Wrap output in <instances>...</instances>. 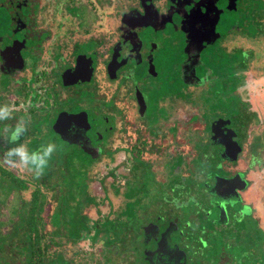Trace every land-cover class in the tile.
<instances>
[{"label": "flooded vegetation", "instance_id": "obj_1", "mask_svg": "<svg viewBox=\"0 0 264 264\" xmlns=\"http://www.w3.org/2000/svg\"><path fill=\"white\" fill-rule=\"evenodd\" d=\"M251 2V0H0V79H4V81H0V84L3 83L0 96L6 98V93L12 94L13 99L9 98V100L19 106V109L13 110L16 115L21 117L19 123H23L29 129L36 127L38 131L46 130L55 134L54 143L59 148L60 165L53 168L49 166L43 172L45 183H47L45 188L52 189L51 197L55 201L52 202L55 206L49 208L52 211L58 210L57 217L60 219V223L58 221L56 225L50 220L51 226L47 227L49 239L53 240V236H59L61 233L68 243L70 241L78 243L82 234L95 227V232L97 234L100 232L103 235L104 244L112 246L110 250L112 256L107 257L109 262L105 264H174L176 260H179L178 264L184 263L183 251L178 248L176 243H169L172 228H177V222L179 218L182 219V214L171 213L170 221L161 222L162 226L158 224L151 231L147 217L149 210L144 209L143 202L139 216L140 221L144 223L139 224L140 226L137 228L132 226L124 231L117 230L115 234H111L112 238H110L105 234L106 223L113 218L106 216L101 224L102 227L100 225L98 227L97 221H92V215L87 211H82L88 209V211L98 213L101 210L98 197L85 187L95 180H100L101 183L104 180V175L98 174L100 162L119 163L118 160L121 159V165L118 166L120 168L124 163L148 161L140 159L143 151L135 152L134 149H131L142 126L153 128L158 125L154 124V121L147 125H139L144 118V111L147 108L151 109V103L145 92L156 86H159V90L161 88L170 90L167 104L173 113L178 106V99L183 100L188 94L189 97L194 96L180 88H173L175 82L181 87L194 86L198 89L213 82L210 81L211 75H208L207 81L205 79L202 81L200 78L203 77L197 74L196 66L200 60L198 52L202 56V52L210 44L216 45L218 51H229L226 47L228 37L226 38L222 34L220 25L226 20L225 15L233 10L236 12V9L239 11V15L244 14L246 18L255 21V18L261 15L259 8L261 5L264 7V4H262V0H257V8L254 7L252 10ZM244 6H248L249 9L246 10ZM242 7H244L243 10ZM240 27L244 28V26ZM170 31L178 32L176 40H171ZM235 34L238 33L231 35ZM163 37L165 38L163 44L159 40L155 41V39ZM171 44L178 47L179 53L163 68L169 72L167 74L159 73L154 65L156 50L162 49L160 54L162 52L164 54L166 51L164 47H168L170 50L169 45ZM132 62L140 65L130 69ZM150 71L153 72L150 73ZM218 74L214 73L212 76L217 79L219 78ZM11 76L15 79L9 81ZM193 79L196 82H192ZM197 79L201 81L199 82ZM160 85L162 86L160 87ZM171 90L175 93L172 91L173 94H171ZM89 92L94 93L93 99L102 97L104 101L109 100V104L83 99L82 94ZM115 95L121 96V100L117 99ZM196 95H198L197 92ZM237 95L242 97L240 91ZM242 98L244 100V96ZM104 104H108L109 107L118 105L121 116H128L126 122L129 120L130 123H118V116H112L113 124L107 125V132H111V134L103 132L100 126L102 118H106L101 113V111H105ZM189 104L193 105L192 109H194L191 99L187 101L186 107ZM197 105L195 104V106ZM162 107L163 105L157 106V112L154 113V117L159 122L163 117ZM91 109H94V112H91ZM251 110H254L258 116V110L249 109L250 112H252ZM246 114V112H242L235 119L238 120ZM106 115L109 114L106 113ZM36 120H40L41 124L33 126L32 124ZM176 120L178 121V118L176 119L175 116L177 123ZM239 124L243 123L231 117L230 120L221 124L212 121L211 129L214 128V131H210V138L212 141L213 139L216 141L214 145L219 146L220 150L215 153L210 149L211 154L213 156L218 154L222 157H218L221 160L216 161V171L207 173V178L203 177L205 185L200 184V179L207 171L195 182V187L198 189L201 187L202 191L206 193L205 196L210 200L209 203L214 208L217 207L216 210L219 211L221 218L228 212L226 206L230 208L235 201H240V190L246 189L250 182V178L246 175H242V182L237 179L235 174H228V169L237 171L238 161L232 165L223 164V161H235L242 156L244 130L247 123H244V128L239 127ZM169 126L172 125L166 126L163 123L158 125L159 129L166 127L169 129ZM175 127L179 130L173 136L177 141L175 136L181 133L182 124H173V128ZM187 131L189 132L190 129ZM1 133L0 142L4 141L5 145L10 144L5 140L4 131ZM91 133L96 135L95 139ZM126 133H129V139L125 138ZM185 138L188 139V137ZM188 141L197 148L199 142L195 135ZM230 141L236 142L235 146L232 145L230 155L238 147L236 157L232 159L226 156L227 152L224 151L225 145L223 144V142L229 143ZM186 145L185 142L184 146ZM1 148L4 149V147ZM121 152L125 154L127 152L131 161L127 159L128 157L124 161L118 155ZM151 153L153 154V152ZM121 154L123 155V153ZM160 154L161 152L158 151L153 159L158 158ZM205 158H207L206 155L202 157V159ZM192 159L193 156L187 161L184 158V164L200 165L193 164ZM222 165L224 167H221ZM178 167L180 170L182 169L180 164ZM201 169L203 168H192L196 172L195 174L202 171ZM115 170L116 168H112L111 173H116ZM147 170L149 168L145 164L140 173H135V168L132 167L131 171H134L133 179L136 185L139 181L146 179L147 176L141 173ZM25 171L28 170L25 169ZM171 174L170 180L173 185L178 184V181L181 182L183 177L181 178V175L177 173L176 168ZM53 177L56 178V183L59 179L66 182L67 189L54 194V190L56 192L58 189H55L54 185L49 186L52 184ZM151 178L155 182L158 181L154 178V174L148 180ZM78 179L80 181L75 183L74 181ZM132 184L125 183L128 189L127 193L132 192L130 190L133 189ZM179 188L181 189L180 185ZM191 188L193 189V187ZM128 195L129 199L135 198L134 195ZM122 201L125 205L124 198ZM170 202L173 204L172 201ZM243 203L246 204L244 201ZM113 205L115 206L113 210L116 213L115 218L121 214L119 212L123 208L121 209L117 203ZM199 206L197 205V209L201 210ZM178 208L176 207V210H179ZM242 208L244 207L238 208L241 211L238 215L244 217L247 213L250 214V211H247L246 214L243 213ZM202 209H205V206H202ZM124 215L121 214V218ZM73 217L80 226L75 237L71 236L68 228V222H73ZM225 219L227 221L228 215ZM217 220L218 218L212 222ZM11 228L14 230L12 225ZM98 228L99 230H97ZM259 228L262 229L261 226ZM12 229L8 231L10 233L8 238L4 237V232L0 230L2 238L0 239L2 245L0 247V264H31L27 257L31 254H25L24 261H22V254L19 252L21 246L31 245L30 239L19 230L18 226L15 227L13 233L10 232ZM227 229L234 230L235 228ZM225 234L227 237L232 235H234L233 238L236 237V234L232 232L225 231ZM128 236L130 238L126 240ZM198 238L205 239L202 235ZM162 239L167 251L160 247V243H163ZM57 241L59 242V240ZM203 242L200 241L202 246ZM6 244L18 247V249L14 248L11 257L5 252ZM136 246L142 247V249L138 250ZM248 250L251 251V249ZM61 252L58 251L55 254L49 252L51 257L46 254L48 264L69 263ZM253 256L254 260L251 264H261L260 254L254 253ZM207 257L210 260V256ZM225 260L226 258L222 259L221 256L216 264H224ZM230 262L231 260H229ZM70 264L74 263L70 262Z\"/></svg>", "mask_w": 264, "mask_h": 264}, {"label": "rangeland", "instance_id": "obj_2", "mask_svg": "<svg viewBox=\"0 0 264 264\" xmlns=\"http://www.w3.org/2000/svg\"><path fill=\"white\" fill-rule=\"evenodd\" d=\"M251 1V9L253 10V8L256 7L257 0ZM262 4H264V0H262ZM244 7H242V10L244 9ZM245 9L248 10L249 7L246 6ZM259 10L261 11V15L257 16L255 18V21L246 18L244 14L239 15V11L237 9L236 12L233 10L225 15L226 20L220 25L221 32H223L222 34H224L226 38L228 37L226 42L227 49H241L245 52L246 56L242 51L235 52V54H230L229 51L225 52V50L218 51L216 45L213 44L208 45L202 52V56L204 57V59L198 52L200 60H203H199L196 66L197 74L200 77H204L205 74L218 72L217 70L221 69V65L223 66V68H225L226 66L229 67L230 65V69H239L240 67H244L242 69L240 68L237 72H233V74L229 75L227 84H219L218 88L215 87L219 92H211L210 94H208V96H211L212 98L210 102H205L206 96H201L198 98L195 92L197 88L194 86L181 87L176 85L177 82L173 84V88H180L186 93H192V95L194 94L193 99H191V102H193L194 104V109H192L193 105L189 104L188 107L185 108L186 110H188V112H186V115L189 116L190 114L194 113V116L201 120V122H197V118L195 117L188 119L183 118L181 133H178L175 136L178 139L176 141V145H172V140L168 136L170 134H168L164 139V141L167 140V142H165L159 149L161 154L158 158L155 157L153 159L156 153L152 154L147 150H145V152H142V154L140 155V159L148 160V168L153 172L154 178L158 180L157 182L153 181V178H151L152 180H148L147 178L145 182L139 181L137 185L135 184L136 182L133 179L134 171H131V169L133 167L135 168V173H140V171L144 167L143 161L124 163L120 168L118 166L122 161L121 159L118 160L119 163H99L98 174L101 176L104 175V180H102V183L100 180H95L93 182L94 184L91 183L88 187L86 186L85 188L98 197L101 210L98 213L96 211H88V209L82 210L87 211L92 215V221H97L98 227L104 222V218L106 216L109 218H114V216H116V213L113 212V210L115 209V206L113 204H119L121 206V209L124 207L122 198H127L128 194V189L125 186V183L130 182L131 184L134 183L131 186L133 189L130 190H132V192L134 191V193L138 196L137 199H141L144 202V209L149 210V214L147 217L149 218V229L151 231H153L158 224H160L159 226H162L161 222L164 221L163 223H167L168 221H170L171 219L169 217L171 213L175 215L179 213L182 214V219L179 218L177 222V228H172L169 243H176L178 248L183 251L185 257L183 260V264H216L218 258H220L221 256L222 259L226 258L224 264H251L254 260V253L258 255L260 254V257L262 256L261 254H263L264 258V235L259 234L257 230L251 233V239H247V241L242 242L240 240L241 243H238L236 242V240H234V235H232L231 237H227L225 234V231L236 234V232H238L239 230L237 226H240V228H242L246 225L249 226L251 230L256 229L257 221L259 227L261 226L262 230L264 231V25H261L264 24L263 5H261ZM232 25H234V27H232ZM239 25L244 26V28L240 27ZM260 25L261 27L259 28ZM233 33L238 34L231 35ZM178 35V32L170 31L169 36L171 40L174 41L173 39L176 40ZM161 39L157 38L155 39V41L159 40L163 44L165 38L163 37ZM166 44L168 45L167 42ZM169 46L170 50L168 49V47H164L166 49L164 54L163 52L162 54H160V51H162V49H160V51L156 50L154 65L156 67L155 69H157L159 73L162 72L163 74H167L169 71H165L163 68L165 67L166 63L170 62L179 53L178 47L176 45L171 44ZM229 56H231L233 59H229L228 61L224 60ZM164 59H166V61H164ZM163 62H165V64H163ZM131 65L132 66L130 67V69L140 64L132 62ZM212 66H214L216 69L211 70ZM151 72L153 71H150V73ZM142 74L144 75V73ZM1 75L3 76V74ZM14 79L15 78L11 76L9 78V81H12ZM194 80L195 79H193L192 82ZM197 80L199 82L201 81L200 79ZM0 81H4V79L1 78ZM232 82H234L233 87L231 85ZM161 86L162 85H160V87ZM226 86L228 87V89H224ZM2 87L3 83L1 82L0 90H2ZM209 88L210 87L208 85L198 90L201 91L199 92L201 93V95H204L206 91L210 90ZM163 89L164 88H161L159 90V86H156L154 88H150L147 92H145L151 103V109L147 108L146 111H144L145 114L142 120L143 124L147 125L149 122L154 121V113L157 112L156 108L157 106L159 107L162 105V115L166 117L164 119V122L167 123L171 120L173 121L171 116L172 111L169 109V106L167 104V100L169 98L168 94L170 90ZM172 91L173 90H171V94H173V92L175 93V91ZM220 91L222 95L218 97L217 93H220ZM238 91L241 92L242 97L244 96V100L242 97L237 95ZM226 93L229 94L228 99L226 98ZM92 96H94V93L89 92L82 94L83 99L86 98L91 100L92 102H106L109 104V100L104 101V98L102 97H99L95 100L92 98ZM115 96L117 97V99L121 100V96ZM5 97H7V104L12 107L11 116L6 119L5 122L17 124L21 121V117L16 115V112H14L13 110L19 109V106H16L11 100H9V98L13 99L12 94L6 93ZM256 100H259L261 102ZM182 103L183 102H180V99H178V107L182 105L184 106V104ZM233 103L234 106L231 110L229 108V105L231 106V104ZM108 104H104L106 107L104 109L109 115L107 116L104 110L101 111L102 115L106 118L102 116L103 118L100 128L103 130V132L111 134V132H107V125L113 124L112 116H118V123H130V121L128 120L126 122V118L128 119V116H121L118 105L109 107ZM195 104H198L199 107L198 105L195 106ZM249 109L258 110V116L255 114L254 110H251L252 112H250ZM90 111L94 112V109H91ZM242 112H246L247 114L242 118H238V121L240 123H243L239 124V127L244 128V123H247V126L244 130L245 137L244 148L241 153L242 156H239L241 159L237 158V160L235 161L226 160L223 161V164L226 165L229 163L232 165L234 162L238 161L239 164H236L239 165L236 168L237 171L228 169V174H235L237 179L242 182V175H246L250 178V182L247 185V188L245 187L246 189H241L239 192L241 193L242 199L240 198V201H235L230 208L226 206L228 212L223 215V218H221L219 216V211L214 209V206L209 203L210 200H208V197L205 196L206 193L202 191L201 187L199 189L198 187H195V182L198 181L203 173L207 171L200 179V184L205 185L203 177L207 178V173L216 171V161H220L221 159L218 157H222L218 154H215V156L211 154V150H213L215 153L219 152L220 150L219 146L214 145V142L216 141L214 139L212 141L210 138V131H214V128L211 129L212 121L214 120L216 124H221L226 120H230V117L241 115ZM169 115L171 116V118L167 117ZM132 119H134L133 116ZM39 121L40 120H36L32 125L36 126L38 124H41ZM135 123H137V121H135ZM187 129H190V131L188 132ZM204 129L207 130L205 131ZM167 130L171 131L170 128ZM91 135L95 139L96 135H94L93 133H91ZM193 135H195V138H198L199 143L197 145V148L191 145L185 138L188 137L189 139V137L191 138ZM180 141L183 144L184 142H186L187 145L177 146V143ZM23 143L29 149L35 148L36 146V144H32L29 141H24ZM0 146L4 147V149L0 148V166L10 170L12 174L16 175L19 178H28V174L26 173V171H24V168L13 166L5 160L4 150L8 148V144L5 145L4 141H2V143L0 142ZM176 152L180 153V158L177 162L182 161V163L180 164L182 169L180 170L181 172H179V174L181 175V178H183L181 179L180 183L178 181V184L173 185L170 180L172 171L168 168L167 163L164 166L160 164V161H162V163L164 164V161L167 158L172 159L174 155L176 156ZM121 153H123V155ZM121 153L118 155L121 156L124 161L127 157L128 160L131 159L130 155L127 152L126 154L124 152ZM197 153L199 155H206L207 158H205V160L196 159V157L199 156ZM191 156H193V164L196 163L200 165L191 166L187 163L184 164V158L187 161L191 158ZM208 161H210L209 163H211V165H208ZM221 167H224V165H222ZM112 168H116L115 172L118 174L114 172L111 173ZM192 168H203V170L198 174H195L196 172L192 170ZM228 174L226 173V175ZM57 182L58 183H56V178L53 177V179L51 180L52 184L49 185H54V187L56 186L55 189H58L56 190V192L54 190V194L67 189L66 182L61 179L57 180ZM25 183V188H16L15 185L10 181L8 176L0 173V199L1 197H4L5 199L3 202L2 200L0 201V230L4 233L8 232L11 229V225L13 222L18 223L17 219H22L21 221H23V216L26 214V202H30L32 191L36 186L34 180H27L25 181ZM179 185L181 189L179 188ZM191 187H193V189ZM45 191L48 203L44 205V208L40 213L43 215L44 221L46 216L45 213L48 212L49 207L51 206L52 208L53 206H55L52 203L55 202L51 197V194L53 193L52 189L50 187H47ZM170 201L173 202L174 207ZM243 201L246 204H244ZM138 205H141V203H139ZM197 205H200L199 209L201 210L197 209ZM244 205L248 206L247 208L250 211V214L247 213L246 215H244L245 220L240 219L239 216L236 218V215L241 213L240 209L238 208L240 206L245 207ZM202 206H205V209H202ZM176 207H179V210H176ZM138 209L141 211L140 208ZM51 211L52 210L50 209V212ZM195 211L197 215L195 214ZM227 215L228 219L226 221L225 217H227ZM194 217L196 218L194 219ZM217 218V221L212 222V220H215ZM47 227L48 226L46 224L42 225V233H44V235H42L41 242L46 243L47 247L45 249V253L48 256L51 257L50 253L55 254L58 253V251L61 252L63 250V252L61 253L69 262L67 264H70V262H73L74 264H105L109 262L107 261V257L112 256V251H110L112 246L111 244H104L103 235L100 234V232H98L99 234H97L95 232V227H92V229L82 234V237H80L78 243H74L72 241L68 243V241L64 239L63 236H61V233L59 234L60 237L53 236V240H51L52 238L49 239V235L47 234ZM230 227H234L235 229H227ZM97 230H99V228ZM201 235L205 239L198 238ZM16 237L14 238L16 239ZM162 237L164 236L162 235ZM129 238V236L126 237V240H129ZM57 240H59V242ZM252 240H260V247L258 245H256L255 247V243ZM200 241H204L203 246L201 245ZM162 242L163 243H160L159 241L160 247H163L162 250L165 249V251H167L163 239ZM6 245L10 246L11 244ZM137 248L138 250L142 249V247ZM248 249H251V251ZM207 252H209V254H207ZM207 256H210V260H208ZM229 260H231L230 263ZM178 263L179 260H176L174 264ZM260 263L264 264V259L260 260Z\"/></svg>", "mask_w": 264, "mask_h": 264}, {"label": "trees", "instance_id": "obj_3", "mask_svg": "<svg viewBox=\"0 0 264 264\" xmlns=\"http://www.w3.org/2000/svg\"><path fill=\"white\" fill-rule=\"evenodd\" d=\"M261 25H264V24H261ZM261 25L259 26V28L261 27ZM240 51H242V50L237 49V48L229 49L230 54H235V52H240ZM242 52L246 56L245 52L244 51H242ZM229 59H233V58L231 56H229L228 58H225L224 60L228 61ZM240 68L242 69L244 67H240ZM213 69H216V68L214 66H212L211 70H213ZM239 69L238 68L237 69L236 68L230 69V65H229V67L226 66L225 68H223V66L221 65V69L217 70L218 72H215V73H219L218 74L219 78H217V79H215V76H212L214 73L205 74L204 77L200 78V79L202 81H204V79L207 81L208 75L209 76L211 75L212 79L210 78V81H213L214 83L209 82V87H210L209 89L210 90L206 91V93L204 95H201L199 93L198 88H197V90L195 92H197L199 94L196 96H198V98L201 96H206L205 102H210L212 98H211V96H208V94H210L211 92H213V93L219 92V91H217L219 84H222V85L227 84L229 75L233 74V72H237ZM194 82H196V81H194ZM234 82H232V84H231L232 87H233ZM215 87H217V88H215ZM224 89H228V87L226 86ZM217 94H218V97H220L222 95L221 91H220V93H217ZM228 95L229 94H227V99H228ZM189 96L190 95L188 94V96L185 97V99L183 98V100H180V102H183L182 104H184V106L182 105L183 107L182 106L176 107V109L174 110V112L171 115L172 119H174L173 121L171 120L170 122L165 123L164 119L166 117H164V116L161 118L160 122H159V120H157V118L154 119V124L159 125V123L160 124L163 123L166 126L172 125L170 127L171 131H168L167 127L165 129H161V128L159 129L158 125L154 126L153 128L142 126V129L139 131V134L136 137L134 144H132L131 149H134L135 152H141V151L145 152V150H147L149 152L158 153L159 148H161V146L164 144V142H167V140L164 141V139H165V137H167L168 134H170L168 136H171L169 138L172 140V145L175 146L176 140H175V138H173V136L179 130L177 127L173 128V124H179V123L182 124L183 118H185V119L192 118V117L197 118L196 116H194L195 115L194 113L190 114L189 116L186 115V112H188V110L185 109L188 107V106L186 107L187 101L189 99H193V96L192 97H189ZM216 97H217V95H216ZM6 99H7V97L4 98L3 96H0V103L7 104ZM233 106H234V103L231 104V106L229 105V108L232 109ZM161 114H163V113H161ZM171 116L169 115L167 117L171 118ZM175 116H176V119L178 118V121L176 120L177 123L175 122ZM231 118L238 121L237 119H235L236 117H231ZM198 121L201 122V120H199L197 118V122ZM150 123L151 122H149V124ZM152 123H153V121H152ZM13 125H15V124L7 123V122H5V120H1V122H0V134H2L1 132L4 131L5 140H7V141H8V139H7L8 132L13 127ZM139 125H143V123H141ZM204 130L206 131L207 129H204ZM55 138H56V135L52 134L50 131L49 132H47L46 130L38 131L36 127H32L31 129H29L28 127L25 126V132L22 136V141L23 142L29 141L32 144H36L35 147H37L38 145L49 142V141L54 143ZM125 138H127V139L130 138L129 133L125 134ZM189 139H190V137H189ZM186 140H188V139H186ZM8 145H10V144H8ZM182 145H184V144L181 141L177 143V146H182ZM1 147L2 146H0V148ZM59 155H60L59 148L57 146V149H56V151H54L47 168H49V166H51V168H53L56 165L57 166L60 165V162L58 160ZM203 156L204 155H199L198 157H196V159L200 160V159H202ZM179 158H180V153H177V155L176 156L174 155L172 159L171 158L169 159V161H167L168 158L166 159L167 166L171 171H174V169L176 168L177 173H179L180 169H179L178 165L182 163V161L177 162ZM202 160H205V159H202ZM166 162H164V164H163L162 161H160V164L165 166ZM209 162L210 161H208V165L209 164L211 165V163H209ZM151 163H152V161H151ZM144 164L146 167H149V162L146 161V162H144ZM201 170H203V169H201ZM0 172L4 175L8 176L10 181L15 185L16 188H25L26 187L25 181L34 180L36 187L32 191V196H31L30 202L29 201L26 202L27 206H26V210H25L26 214L24 215L25 217L22 215L23 221H21L22 219L21 220L17 219L18 223L13 222L12 227L15 230V227L18 226L19 230H21L23 232V234L30 239L31 245L26 244V245L21 246V248H19L20 249L19 252H20V254H22V261H24L25 254H31V256H27L29 259V262L31 261V264H48V262L46 260L47 255L45 253V249L47 246H46V243L41 242L42 235H44V233H42V225L46 224L47 226H49V225L51 226L50 220H52V222H54V224L56 225L60 219L57 217V214H59L58 210H53L50 212V208H49L48 212L45 213V215H46L45 221L43 219V215L40 214L41 210L44 208V205L48 203V201L46 199V191H45L46 190L45 187H46L47 183H45V177H43L44 174L42 173L40 176L35 177V176H33V174L30 171L29 172L26 171V173L28 174V178L25 177L26 179H24V178L22 179V178L17 177L16 175L12 174V172L10 170L4 169L2 167H0ZM141 174L142 175L145 174L147 176L146 177V179H147L150 176H152L153 172L151 170H147ZM145 180L143 182H145ZM79 181H80V179L75 180L74 182L78 183ZM128 194L134 195L136 197L135 200L131 199V198L129 199ZM128 194H127V198H124L125 205L123 207V210L121 212H119V213L125 214V215L121 218V214H119L117 217L111 219L110 221H107V223H106L107 229L105 231V234L107 236H109L110 238H112L111 234H115L117 230L124 231V229H126V228L129 229L130 227L132 228V226H133V228H137L138 226H140L139 224L144 223V222L140 221L139 215L141 213H140V210L138 209V208L141 209L143 201L141 199H137L138 196L134 193V191L130 192ZM1 200L3 202L5 200L4 197H1L0 201ZM139 203H141V205H138ZM134 207L136 210L134 209ZM240 207H242V206H240ZM247 207L248 206H245L244 208H242V210H243L242 212L245 214L247 213V211H249ZM214 209H217V207ZM238 216L240 219L245 220V217H241L242 215L237 214L236 218ZM136 219H137V221H136ZM59 223H60V221H59ZM68 223H69V225H68L69 226L68 227L69 232L71 233V236L75 237L77 235V232L79 231L80 226L78 223L75 222L74 217H73V222H68ZM257 223L258 222H256V229H252V230L249 228V226H246V225L242 228H240V226H237V227H239L238 231L240 233L239 234L236 233V237L234 238V240H236V242H238V243H241L242 241H247V239H251L250 238L252 235L251 233H253L255 230H257L259 234L264 235V232L262 231V229L259 228ZM19 224H20V226H19ZM101 226L102 225H100V227ZM14 230L12 229L10 232L13 233ZM130 233L132 234V232H130ZM3 235H4V237L8 238L10 233L6 232ZM0 239H2L1 235H0ZM107 240L111 241L109 239H107ZM240 240H241V242H240ZM252 241L255 243V247H256V245L259 246V244L261 243L260 240H258V241L252 240ZM139 242H142V241H139ZM1 246L2 245L0 244V247ZM263 246H264V244H263ZM9 247H11V248L9 249ZM14 248L18 249V247L13 246L12 244L10 246H6L5 247L6 254L9 255L10 257L13 256ZM261 248H263V247H261ZM261 255L262 256L260 259L263 260L264 259L263 254H261ZM256 260H258V259H256Z\"/></svg>", "mask_w": 264, "mask_h": 264}, {"label": "clouds", "instance_id": "obj_4", "mask_svg": "<svg viewBox=\"0 0 264 264\" xmlns=\"http://www.w3.org/2000/svg\"><path fill=\"white\" fill-rule=\"evenodd\" d=\"M12 107L0 103V120H6L11 116ZM25 125L17 123L7 135L11 146L4 150L5 160L13 166H19L30 171L33 176H40L47 168L57 145L51 141L29 149L22 141Z\"/></svg>", "mask_w": 264, "mask_h": 264}, {"label": "water", "instance_id": "obj_5", "mask_svg": "<svg viewBox=\"0 0 264 264\" xmlns=\"http://www.w3.org/2000/svg\"><path fill=\"white\" fill-rule=\"evenodd\" d=\"M193 75H194V72H192ZM234 141H230L229 143L227 142H223V144L225 145V149L224 151L227 152L226 156L229 157V158H235L236 157V153H237V149L238 147H236V149L234 150V152L230 155L229 152H231V148H232V145L234 144V146L236 145V142L233 143ZM233 146V147H234Z\"/></svg>", "mask_w": 264, "mask_h": 264}]
</instances>
